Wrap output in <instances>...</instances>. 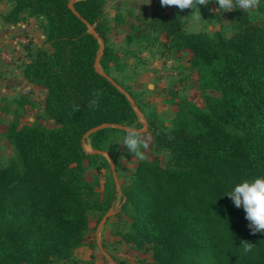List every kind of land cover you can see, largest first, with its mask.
<instances>
[{"label":"trees","instance_id":"obj_1","mask_svg":"<svg viewBox=\"0 0 264 264\" xmlns=\"http://www.w3.org/2000/svg\"><path fill=\"white\" fill-rule=\"evenodd\" d=\"M8 1L6 22L25 14L42 20L46 47L22 75L44 91L42 108L54 128L12 122L5 129L15 154L8 161L0 156V264L75 263L87 213L103 217L117 194L113 181L99 193L85 180L84 162L95 165L99 155L85 153L83 136L99 125L134 128L137 115L119 89L138 105L108 71L104 0H76L75 14L69 0ZM187 12L173 5L169 15L153 14L147 27L189 53L199 88L209 92L203 109L180 99L169 125L146 118L139 134L149 135L156 155L140 159L121 190L118 214L130 219L122 239L148 247L154 264H264V230L253 233L243 207L223 196L241 180L264 175V24L240 11L230 36L209 37L183 31ZM99 53V69L114 84L94 69ZM109 131L126 134L96 131L87 137L92 151H102Z\"/></svg>","mask_w":264,"mask_h":264},{"label":"rangeland","instance_id":"obj_2","mask_svg":"<svg viewBox=\"0 0 264 264\" xmlns=\"http://www.w3.org/2000/svg\"><path fill=\"white\" fill-rule=\"evenodd\" d=\"M104 18L108 30L106 45L111 50L108 71L110 77L129 90L138 105L143 119L156 117L169 125L180 99H187L203 109V91L197 83V74L188 62V52H176L162 34L147 27L153 14L169 15L173 5H163L161 0H104ZM206 2V0H205ZM11 2L0 1V156L8 161L15 151L5 138V129L12 123L37 125L46 130L54 128L42 108L44 91L23 78L26 63L33 58L38 48H45L42 20L28 15L20 16L17 23L5 21L11 9ZM199 8V9H198ZM196 9L188 8L182 29L186 33H204L209 37L216 32L230 36L234 32L231 18L240 11L247 12L251 19L264 24V0H257L256 6L243 10L234 7L218 13L215 0H208ZM136 130H143V119L137 111ZM146 122V121H145ZM124 135L109 131L103 143V155L97 163L84 162V178L104 192L113 181L111 165L116 177V199L111 215L103 224L96 239L98 224L102 218L99 212L87 213L89 230L84 244L75 250L71 262L53 264H154L148 247L136 249L127 244L122 236L130 231L127 213L118 214L121 207V190L128 185L130 176L140 159H151L156 152L149 146V135L142 138L147 147H141L138 154L131 153L123 145ZM86 151L92 152L89 140L84 141ZM159 160L164 164L165 156ZM99 166V171H96ZM99 242L101 250L97 246Z\"/></svg>","mask_w":264,"mask_h":264},{"label":"clouds","instance_id":"obj_3","mask_svg":"<svg viewBox=\"0 0 264 264\" xmlns=\"http://www.w3.org/2000/svg\"><path fill=\"white\" fill-rule=\"evenodd\" d=\"M207 2L208 0L206 2L205 0H161L163 5H177L180 9L190 7L193 10ZM215 3L218 5L217 12L222 13L234 7L243 10L254 8L257 0H215ZM123 145L134 154H138L141 147H147L135 128L126 130ZM225 195L231 198L236 207H243L245 218L250 222L249 228L253 233L264 230V175L241 180L223 196ZM242 245L245 253L251 251L249 243L245 242Z\"/></svg>","mask_w":264,"mask_h":264},{"label":"water","instance_id":"obj_4","mask_svg":"<svg viewBox=\"0 0 264 264\" xmlns=\"http://www.w3.org/2000/svg\"><path fill=\"white\" fill-rule=\"evenodd\" d=\"M76 0H69V3H68V8L75 14L74 10H73V3L75 2ZM90 33L94 36V38L98 41L99 45H100V48L103 47V43L102 41L98 38V36L96 35L95 31L93 29H90ZM99 58H100V53L97 55L96 57V60H95V63H94V69L95 71L100 74L101 76H103L106 80H108L110 83L114 84V82L111 80V78H109L108 76H106L105 74H103L101 72V70L99 69ZM119 91L126 97V99L129 101V103L131 104V106L134 108V110L137 111V114L139 117H141L143 119V116L138 112V109L137 107L135 106V103L130 99L129 95L123 90V89H119ZM143 124H144V127H143V130L141 131H138L139 133L141 132H145L146 129H147V124L145 122V120L143 119ZM107 127H110V128H114V129H118V130H127V128L125 127H122V126H117V125H111V126H107V125H99L95 128H92L91 130H89L84 136H83V140H82V147H83V150L85 151V153H88L86 151V148H85V145H84V141L85 139L92 133L96 132V131H99L101 129H104V128H107ZM90 153H94V154H97V155H103L104 152L102 151H92ZM111 171H112V177H113V181L114 183L116 184V177H115V171H114V167L113 165H111ZM113 215V211L112 209H110L103 217L102 219L100 220L99 224H98V227H97V231H96V239H98V233H99V230L101 229V227L103 226V224L106 222V220L111 216ZM97 246L99 247V249L101 250V247H100V244L99 242H97ZM108 261L111 263V264H114L113 260L110 259L107 255H104Z\"/></svg>","mask_w":264,"mask_h":264}]
</instances>
